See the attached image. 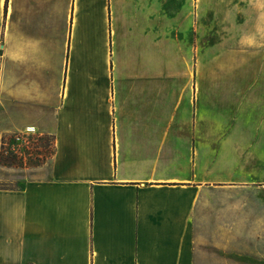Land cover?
Masks as SVG:
<instances>
[{"label": "crops", "instance_id": "obj_1", "mask_svg": "<svg viewBox=\"0 0 264 264\" xmlns=\"http://www.w3.org/2000/svg\"><path fill=\"white\" fill-rule=\"evenodd\" d=\"M28 128L53 151L0 163V264H239L264 0H0V152Z\"/></svg>", "mask_w": 264, "mask_h": 264}, {"label": "rangeland", "instance_id": "obj_2", "mask_svg": "<svg viewBox=\"0 0 264 264\" xmlns=\"http://www.w3.org/2000/svg\"><path fill=\"white\" fill-rule=\"evenodd\" d=\"M52 151L53 140L50 136L39 135L33 131L24 133L21 141H18L13 135H8L2 140L0 163L12 167L14 173H20L21 169H31L44 164L50 158ZM22 183V179H16L12 181L11 185L19 187ZM246 197L247 199L244 200ZM257 199L264 201V195L236 194L231 196L233 203L251 201L253 204L249 205L252 206V209H248L246 212H237L238 219L245 214L252 215V226L248 228V232L251 230L252 241H243L241 239L244 238L241 237L236 244L237 258H234V255L230 253V261H236L239 264H264V208L260 210L256 207ZM260 222L262 223L260 224ZM227 246L229 247V244ZM230 246L232 247V244ZM224 255L225 253L222 252V256Z\"/></svg>", "mask_w": 264, "mask_h": 264}, {"label": "built area", "instance_id": "obj_3", "mask_svg": "<svg viewBox=\"0 0 264 264\" xmlns=\"http://www.w3.org/2000/svg\"><path fill=\"white\" fill-rule=\"evenodd\" d=\"M33 132V130L31 128H28L26 131L24 132H20V133H16V134H13L14 138L18 141H21V137L23 136L24 133H31Z\"/></svg>", "mask_w": 264, "mask_h": 264}]
</instances>
